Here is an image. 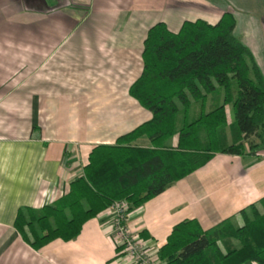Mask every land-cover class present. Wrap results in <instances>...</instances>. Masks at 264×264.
Returning a JSON list of instances; mask_svg holds the SVG:
<instances>
[{
  "label": "crops",
  "instance_id": "0c3cea01",
  "mask_svg": "<svg viewBox=\"0 0 264 264\" xmlns=\"http://www.w3.org/2000/svg\"><path fill=\"white\" fill-rule=\"evenodd\" d=\"M226 11L264 76V0H0V264H139L116 249L105 210L75 239L40 250L15 229L16 212L66 194L94 146L152 118L129 94L152 25L178 32ZM135 144L150 146L145 137ZM263 197L264 151L216 152L132 208L127 223L153 250L186 219L203 230L228 218L241 226L240 211Z\"/></svg>",
  "mask_w": 264,
  "mask_h": 264
},
{
  "label": "trees",
  "instance_id": "16d2710c",
  "mask_svg": "<svg viewBox=\"0 0 264 264\" xmlns=\"http://www.w3.org/2000/svg\"><path fill=\"white\" fill-rule=\"evenodd\" d=\"M234 28L230 11L214 24L184 21L178 32L164 22L149 28L142 72L129 94L152 118L114 144L94 146L66 194L39 208L19 207L14 227L26 243L40 250L56 239L73 240L113 202L124 199L132 210L216 152L264 151V76ZM141 137L150 146L135 144ZM240 213L241 226L230 218L207 230L196 219L177 223L159 258L164 264H264V197Z\"/></svg>",
  "mask_w": 264,
  "mask_h": 264
},
{
  "label": "built area",
  "instance_id": "2783aa9c",
  "mask_svg": "<svg viewBox=\"0 0 264 264\" xmlns=\"http://www.w3.org/2000/svg\"><path fill=\"white\" fill-rule=\"evenodd\" d=\"M126 200L113 202L105 209L109 217L108 231L116 236V249L124 258L139 264H164L159 258L158 249L144 247V240L138 231L133 230L127 223L131 210Z\"/></svg>",
  "mask_w": 264,
  "mask_h": 264
},
{
  "label": "rangeland",
  "instance_id": "374dc122",
  "mask_svg": "<svg viewBox=\"0 0 264 264\" xmlns=\"http://www.w3.org/2000/svg\"><path fill=\"white\" fill-rule=\"evenodd\" d=\"M228 118H229V120L232 119V114H231V113H228ZM236 226H237V225H236Z\"/></svg>",
  "mask_w": 264,
  "mask_h": 264
}]
</instances>
